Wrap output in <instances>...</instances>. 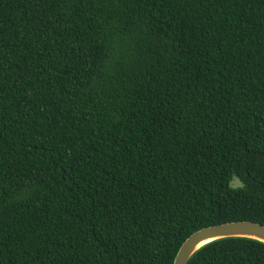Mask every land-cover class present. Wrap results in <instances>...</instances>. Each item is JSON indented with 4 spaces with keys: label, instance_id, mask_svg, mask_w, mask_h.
I'll list each match as a JSON object with an SVG mask.
<instances>
[{
    "label": "trees",
    "instance_id": "16d2710c",
    "mask_svg": "<svg viewBox=\"0 0 264 264\" xmlns=\"http://www.w3.org/2000/svg\"><path fill=\"white\" fill-rule=\"evenodd\" d=\"M235 220L264 225V0H0V264H173Z\"/></svg>",
    "mask_w": 264,
    "mask_h": 264
},
{
    "label": "water",
    "instance_id": "95a60500",
    "mask_svg": "<svg viewBox=\"0 0 264 264\" xmlns=\"http://www.w3.org/2000/svg\"><path fill=\"white\" fill-rule=\"evenodd\" d=\"M242 185L243 183L237 176H233L229 182L231 188ZM233 236L249 237L264 242V225L251 220H235L198 229L181 243L173 264H187L191 255L204 244L219 238Z\"/></svg>",
    "mask_w": 264,
    "mask_h": 264
}]
</instances>
